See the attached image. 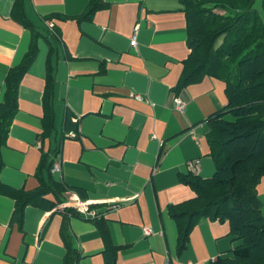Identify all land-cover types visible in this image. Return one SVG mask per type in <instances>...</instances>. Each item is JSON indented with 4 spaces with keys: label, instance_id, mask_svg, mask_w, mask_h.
Segmentation results:
<instances>
[{
    "label": "crops",
    "instance_id": "0c3cea01",
    "mask_svg": "<svg viewBox=\"0 0 264 264\" xmlns=\"http://www.w3.org/2000/svg\"><path fill=\"white\" fill-rule=\"evenodd\" d=\"M183 11L181 0H0V105L13 111L4 133L0 113V264H65L69 247L74 264L231 256L239 240L216 217L194 219L178 246L191 179L216 173L208 136L227 104L214 76L178 85ZM46 176L55 190L41 194ZM255 191L264 214V175Z\"/></svg>",
    "mask_w": 264,
    "mask_h": 264
},
{
    "label": "trees",
    "instance_id": "16d2710c",
    "mask_svg": "<svg viewBox=\"0 0 264 264\" xmlns=\"http://www.w3.org/2000/svg\"><path fill=\"white\" fill-rule=\"evenodd\" d=\"M181 1L189 52L183 66L187 72L178 85L214 76L225 83L227 104L208 136L216 173L207 181L191 179L197 199L192 216L180 222L178 246L185 245L194 219L216 217L229 222L230 234L239 244L231 256L216 258L214 264H264V214L255 191L264 175V0ZM35 51L29 47L18 72L25 70ZM4 110L8 113L2 133L13 113L9 105H0V113ZM44 180L36 191L45 194L55 190L50 176ZM21 195L33 204V194ZM172 216L178 217L175 212ZM68 249L65 264H74L79 254Z\"/></svg>",
    "mask_w": 264,
    "mask_h": 264
},
{
    "label": "built area",
    "instance_id": "2783aa9c",
    "mask_svg": "<svg viewBox=\"0 0 264 264\" xmlns=\"http://www.w3.org/2000/svg\"><path fill=\"white\" fill-rule=\"evenodd\" d=\"M134 40H135L134 37H133L132 40H130V44H131V45L134 43ZM175 104H176V106H177L176 109H177L178 111H181V110L183 109L184 105H185L184 102H182V101H180V100L175 101ZM159 143H160V145H162V142H159ZM59 166H60V165H59L58 163H55L54 165H52V167H50V170L53 171V172H57L58 169H59ZM188 166L191 167V168L193 169V164H192L191 162L188 163ZM66 204L68 205V204H72V203L66 202L65 205H66ZM74 204H75L76 208H78L82 213L88 214V213H86V212L84 211V208L86 207L85 204H83V203L80 202L79 200L74 201ZM63 205H64V204H63ZM112 208H114V207H112ZM145 231H146L147 233H149V232H152V229H151V227H145ZM164 264H170V262H169L168 260H166V261L164 262Z\"/></svg>",
    "mask_w": 264,
    "mask_h": 264
}]
</instances>
